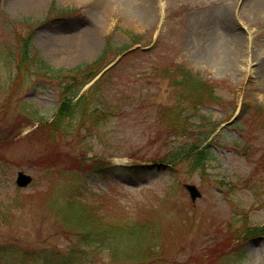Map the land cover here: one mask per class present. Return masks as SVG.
Returning <instances> with one entry per match:
<instances>
[{
  "label": "rangeland",
  "instance_id": "obj_1",
  "mask_svg": "<svg viewBox=\"0 0 264 264\" xmlns=\"http://www.w3.org/2000/svg\"><path fill=\"white\" fill-rule=\"evenodd\" d=\"M28 37L29 55L65 73L109 43L97 70L124 46L151 49L127 53L87 109L54 125L69 80L17 72ZM251 59L264 61L259 0H0V264H56L74 245L86 255L74 264H264V85ZM177 66L217 98L182 94ZM19 171L34 177L26 189ZM73 204L103 224L151 226L138 244L148 236L149 253L78 245Z\"/></svg>",
  "mask_w": 264,
  "mask_h": 264
},
{
  "label": "trees",
  "instance_id": "obj_2",
  "mask_svg": "<svg viewBox=\"0 0 264 264\" xmlns=\"http://www.w3.org/2000/svg\"><path fill=\"white\" fill-rule=\"evenodd\" d=\"M29 43L30 37L26 38V41L23 44V49L21 52V56L23 57H21V61L17 63V72L24 69L28 70V68L31 69L34 65L38 67L37 71H40L45 66L47 68L45 71L48 73L47 76H51L59 80L69 77L73 81L70 86L65 85L63 88L64 95L62 96L61 105L58 110L57 118L54 122L63 121L67 115L74 114L69 113V111L72 108H76L77 106L78 109L83 106L87 109V103L91 102L90 100L93 96L92 93L89 94V92H91L93 88L90 89L88 93L86 91L82 94L80 93L83 87L100 72V70H97V66L101 62H96L92 65H86L84 67H78L75 71L68 72H76V77L68 76V73H65L63 68L57 69L50 67V65L48 66V64H45L44 61H41V59L38 57H36L37 62L29 61ZM110 48V44L106 46L104 55L110 50ZM182 71L181 77L174 80L175 85L180 87L182 94H190L198 101H202L206 98H217V96H215L212 92L209 95L208 85L204 78H201L199 75L194 74L187 69H183ZM99 82L100 80L97 81L94 86H97ZM55 124L56 123H54V125ZM214 132L215 130L213 129L211 132L205 134L202 139L197 142V147H199L200 151L205 155L202 157L203 159L207 158V155H209L208 141ZM198 156H201V153L198 154ZM113 167L110 169L108 168L109 170L107 171L106 175H112V171L114 170ZM90 211L86 210V206L82 208L80 205L73 204L71 212L72 214L66 213L65 219L70 225V232H72V228H75L76 230L78 245H86L87 247L93 248L96 246L98 247L96 250L101 251L119 250L123 252V256L127 255V258L132 261L134 260V256L142 257L149 253L151 247L148 236L143 245L139 247L138 244H140L139 242L142 238V236L139 235L150 231L152 229L151 226H134V223H126L117 227L113 225L114 223L103 224V219L98 215L91 213L92 211ZM72 249L73 250L68 249L66 253H61L64 258L61 257V261L57 262L56 264H74L76 263L77 259L83 260V258L86 257L85 252H83L77 245L72 246ZM53 261L55 262V260Z\"/></svg>",
  "mask_w": 264,
  "mask_h": 264
},
{
  "label": "water",
  "instance_id": "obj_3",
  "mask_svg": "<svg viewBox=\"0 0 264 264\" xmlns=\"http://www.w3.org/2000/svg\"><path fill=\"white\" fill-rule=\"evenodd\" d=\"M31 182H32L31 176L25 174L24 172H20L18 174L17 184L20 187H27ZM185 187L190 192V195L193 201H195L198 197H201V193L195 185L186 184ZM0 241H1V235H0Z\"/></svg>",
  "mask_w": 264,
  "mask_h": 264
},
{
  "label": "bare ground",
  "instance_id": "obj_4",
  "mask_svg": "<svg viewBox=\"0 0 264 264\" xmlns=\"http://www.w3.org/2000/svg\"><path fill=\"white\" fill-rule=\"evenodd\" d=\"M264 3V0H259ZM246 42V41H245ZM244 48V46H243ZM252 60V59H251ZM233 63L239 62V57H236L235 60H232ZM251 64L254 66L252 70L249 71V76H255V78H260L262 85H264V61H251Z\"/></svg>",
  "mask_w": 264,
  "mask_h": 264
}]
</instances>
